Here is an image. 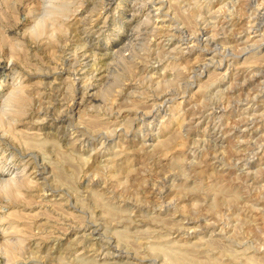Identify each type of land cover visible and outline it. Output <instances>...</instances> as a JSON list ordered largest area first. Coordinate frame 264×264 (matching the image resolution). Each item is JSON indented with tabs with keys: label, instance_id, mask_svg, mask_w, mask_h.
<instances>
[{
	"label": "rangeland",
	"instance_id": "374dc122",
	"mask_svg": "<svg viewBox=\"0 0 264 264\" xmlns=\"http://www.w3.org/2000/svg\"><path fill=\"white\" fill-rule=\"evenodd\" d=\"M0 264H264V0H0Z\"/></svg>",
	"mask_w": 264,
	"mask_h": 264
},
{
	"label": "bare ground",
	"instance_id": "6f19581e",
	"mask_svg": "<svg viewBox=\"0 0 264 264\" xmlns=\"http://www.w3.org/2000/svg\"><path fill=\"white\" fill-rule=\"evenodd\" d=\"M247 44V43H246ZM219 46V45H218ZM87 236V235H86Z\"/></svg>",
	"mask_w": 264,
	"mask_h": 264
}]
</instances>
